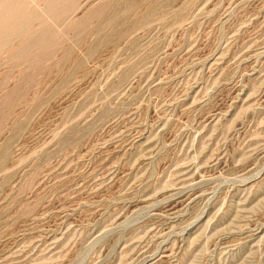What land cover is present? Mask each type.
Returning a JSON list of instances; mask_svg holds the SVG:
<instances>
[{"label": "rangeland", "instance_id": "obj_1", "mask_svg": "<svg viewBox=\"0 0 264 264\" xmlns=\"http://www.w3.org/2000/svg\"><path fill=\"white\" fill-rule=\"evenodd\" d=\"M0 264H264V0H0Z\"/></svg>", "mask_w": 264, "mask_h": 264}]
</instances>
